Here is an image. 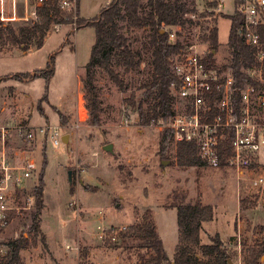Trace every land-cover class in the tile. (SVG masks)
<instances>
[{
    "label": "rangeland",
    "instance_id": "rangeland-1",
    "mask_svg": "<svg viewBox=\"0 0 264 264\" xmlns=\"http://www.w3.org/2000/svg\"><path fill=\"white\" fill-rule=\"evenodd\" d=\"M105 1L81 0V14L89 16L86 19L99 15ZM210 1L197 0L199 12ZM216 1L224 6L213 9L220 39L215 57L224 63L231 28L228 16L235 10V0ZM123 31L140 53L142 64L138 71L124 75L130 85L127 91L98 69L102 111L97 126L89 118L79 119L81 99L85 100L84 66L95 42L94 28L78 27L76 23L52 25L42 47L33 43L28 47L0 45V136L2 128H6V152L12 159L35 160L37 168L26 180L30 189L38 185L41 170L45 179L44 207L39 219L47 248L39 240L22 251L24 260L29 256L41 257L44 264H61L51 246L65 251L69 244L78 247L80 260L85 264H140L145 251L136 247H110L107 241L112 228L120 230L134 224L147 210L152 213L166 250L172 256L179 238L175 205L201 199L215 211L214 219L203 224L202 241L209 242L206 232L212 230V234L219 232L226 242L235 238L230 245L237 251L235 264H240L245 247L264 239V185L253 187L246 179L238 186L230 168L205 164L180 166L176 163L177 147L172 140L165 153L171 161L165 166L161 164L159 141L168 121L142 126L127 101L131 92L149 78L152 56L142 47L149 31L127 27ZM183 33L196 45V50L207 51V44L197 39V28L183 29ZM49 63L55 69L46 83L44 75L50 74ZM22 73L30 77L18 80L15 75ZM21 125L30 128L55 125L70 140L58 147L52 146L47 136L28 141L18 132ZM108 143L114 144V152L104 149ZM34 210L35 205L14 216L4 232L5 241L30 230ZM101 233L106 237L100 238Z\"/></svg>",
    "mask_w": 264,
    "mask_h": 264
},
{
    "label": "trees",
    "instance_id": "trees-1",
    "mask_svg": "<svg viewBox=\"0 0 264 264\" xmlns=\"http://www.w3.org/2000/svg\"><path fill=\"white\" fill-rule=\"evenodd\" d=\"M239 3L240 0H235V10L228 16L231 19V28L227 42V61L221 63L223 68H230L234 75L233 104L237 110L241 109L243 86L252 81L246 69L256 63L255 48L246 44L239 34L244 21L237 9ZM217 5V1H210L207 3V8L199 12L195 0H111L99 15L91 19L78 17L76 21L78 27L90 26L95 30V42L91 48L89 61L84 66L85 73L82 80L91 123L96 126L101 123L100 87L96 78L98 69L105 72L117 87L127 91L130 85L124 75L138 71L142 64L140 53L134 48L123 27L133 30L148 29L142 47L152 56L149 78L144 80L137 90L131 92L127 101L142 126L168 121L175 113L172 86L174 83H179L174 70L175 61L177 58L181 59L189 46L194 44L187 38V34L183 33V29H198L197 39L208 47L205 59L214 62L212 56L220 45L218 19L213 10ZM74 21L72 14L57 6L44 8L41 10L40 20L36 22L18 27L0 26V45L24 44L28 47L33 43L34 46L42 47L52 25ZM174 29L177 39L171 40L170 33ZM259 33L264 42V23L259 26ZM50 67V74L44 75L46 83L54 73V64L49 63L48 68ZM15 77L20 80L23 77L29 78L30 75L22 73L16 74ZM172 137V129L165 127L159 141V153L163 154L161 161L167 159L171 161L165 153L171 147ZM231 138L229 131L221 141L220 168H226V158L233 154ZM176 147L175 159L178 165L188 167L204 164L194 143L180 142ZM42 171L39 173L38 185L30 190L35 197V210L31 214L30 230L22 233L18 238L4 242L6 253L1 264H25L22 251L37 244L39 240L47 248L46 236L41 230L39 219L44 207L45 179ZM175 208L179 238L172 256L168 254L149 210L145 211L137 222L125 230L118 231L116 240L107 241V244L110 247H136L145 251V254L141 255L140 264H235L237 251L230 245L235 238H230L229 242H226L220 233L216 232L208 235L209 242L202 241L204 222H209L215 217L214 207L211 204L197 199L194 202L176 204ZM30 233L31 238H29ZM244 252V264H261L264 239L252 246H246ZM80 264L85 263L81 261Z\"/></svg>",
    "mask_w": 264,
    "mask_h": 264
},
{
    "label": "built area",
    "instance_id": "built-area-1",
    "mask_svg": "<svg viewBox=\"0 0 264 264\" xmlns=\"http://www.w3.org/2000/svg\"><path fill=\"white\" fill-rule=\"evenodd\" d=\"M78 2L79 0H0V26L18 27L36 22L41 18L42 9L53 6L72 14L75 20L73 23H76L80 17ZM222 7L223 4L220 3L214 9ZM237 9L244 18L239 34L246 44L255 48L256 56V63L246 69L252 81L245 83L241 90V109L237 110L233 104L235 79L232 70L223 68L216 60L215 53L212 56L214 62H209L205 59L207 52L196 50V45L192 44L174 64L179 83L172 86L175 113L166 126L172 129V141L176 146L180 142L194 143L202 162L213 168L221 167V141L230 131L233 154L226 158V168L234 171L238 186L248 179L253 187L260 188L264 185V173H261L264 169V42L259 26L264 23V0H240ZM59 25L61 24H56ZM170 39H177L175 30L170 33ZM88 118L89 112L82 98L79 119L86 121ZM18 132L28 141L38 136H47L54 147L63 142V134L55 125L36 128L21 125ZM0 137L1 264L6 253L5 230L14 216L31 210L35 205V197L26 180L32 176L37 164L33 158L19 161L10 159L6 152V128H2ZM120 230L112 228L108 239L115 241ZM104 237L106 236L101 233L100 238ZM67 248L70 249L71 246L68 244ZM242 261L241 259L240 264Z\"/></svg>",
    "mask_w": 264,
    "mask_h": 264
},
{
    "label": "crops",
    "instance_id": "crops-1",
    "mask_svg": "<svg viewBox=\"0 0 264 264\" xmlns=\"http://www.w3.org/2000/svg\"><path fill=\"white\" fill-rule=\"evenodd\" d=\"M111 0H106L105 2H104V4L102 5L103 6V8L107 5V4H109V2H110ZM196 1V3H197V0H195ZM212 1H216V0H212ZM218 2V4H223V6H224V3L223 2H219V1H217ZM79 14H80V17H83V18H87V17H89V16H85V15H82L81 14V0H79ZM70 140V139H69ZM16 155L17 156H19V154L18 153H16ZM9 156V155H8ZM9 158L10 159H12L10 156H9ZM21 159H23V158H14V159H12V160H16V161H19V160H21ZM207 233V235L208 234H212L213 233V230H212V232L211 231H207L206 232ZM48 237H50V236H48ZM50 239V238H49ZM178 242V241H177ZM177 244V243H176ZM52 245V244H51ZM50 245V246H51ZM68 245V244H67ZM71 246V245H70ZM176 246V245H175ZM51 250L54 252V255H55V257L57 258L58 257V261L61 263V264H80V255H79V251H78V249L76 248V246H73V247H71V249H67V250H65V251H62L61 250V248L59 249V248H55V247H53V245L51 246ZM25 264H44V261H43V258H41V257H39V258H33V257H27L26 259H25Z\"/></svg>",
    "mask_w": 264,
    "mask_h": 264
},
{
    "label": "water",
    "instance_id": "water-1",
    "mask_svg": "<svg viewBox=\"0 0 264 264\" xmlns=\"http://www.w3.org/2000/svg\"><path fill=\"white\" fill-rule=\"evenodd\" d=\"M69 135L68 134H65L62 136V140L64 143H68L69 142ZM104 149L109 151V152H114V144L113 143H108L104 146ZM170 162V160H163L162 161V164L165 166L167 165L168 163ZM69 177H70V181H71V173L69 172Z\"/></svg>",
    "mask_w": 264,
    "mask_h": 264
}]
</instances>
